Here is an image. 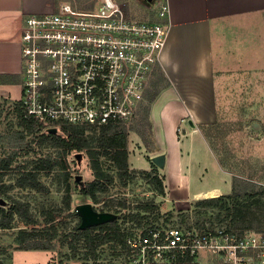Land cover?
Instances as JSON below:
<instances>
[{
  "label": "built area",
  "instance_id": "2783aa9c",
  "mask_svg": "<svg viewBox=\"0 0 264 264\" xmlns=\"http://www.w3.org/2000/svg\"><path fill=\"white\" fill-rule=\"evenodd\" d=\"M168 15V4L161 2L152 18L138 19L122 0H89L81 6L57 0L50 12L26 14L18 98L23 116L48 127L63 121L96 132L138 119L148 104ZM122 195L114 205L90 202L113 216L93 229L109 238L93 253L85 246L83 254L58 264H264V231L232 226L224 209L194 201L160 210L149 196L128 200Z\"/></svg>",
  "mask_w": 264,
  "mask_h": 264
},
{
  "label": "crops",
  "instance_id": "0c3cea01",
  "mask_svg": "<svg viewBox=\"0 0 264 264\" xmlns=\"http://www.w3.org/2000/svg\"><path fill=\"white\" fill-rule=\"evenodd\" d=\"M161 2L169 6L168 30L151 78L153 84L157 77L162 79L149 103L154 146L146 154L149 159L163 154L164 168L154 167L152 160L132 168L154 167L164 178L163 197L174 208H184L231 192L232 173L220 164L201 126L247 117L259 127L257 120L264 118V0ZM56 4L57 0H0V74L15 76L0 83V100L13 103L19 98L14 93L22 81L24 16L50 12ZM133 141L141 146L139 137ZM130 156L138 158L131 147L129 163Z\"/></svg>",
  "mask_w": 264,
  "mask_h": 264
},
{
  "label": "trees",
  "instance_id": "16d2710c",
  "mask_svg": "<svg viewBox=\"0 0 264 264\" xmlns=\"http://www.w3.org/2000/svg\"><path fill=\"white\" fill-rule=\"evenodd\" d=\"M15 76L0 74V83L13 80ZM161 76L152 90L147 94L148 104L142 107L139 118L130 124L119 123L103 126L98 132L94 129L86 130L85 125L72 124L68 122H54L58 132L47 130V124H43L33 118L24 117L19 100L13 101V113L16 125L19 130L0 134V141H5L10 151L0 156V199L6 197L7 190L12 187L30 188L35 191L46 192L47 186L43 183L41 174L49 175L57 168L63 176L64 183V204L70 207L71 186H70V161L68 155L71 153H82L87 159V167L91 171L92 178L77 188V192L83 197L97 201L99 193H108L111 184L114 183L113 174L103 165V158L110 161L116 170L118 180L123 184L134 177L129 169L128 162V136L130 132L139 135L147 149H149V137L153 136L151 121L149 119V103L158 92V83ZM6 102V101H5ZM202 127V126H201ZM33 135V139L40 142H48L57 149V155L51 157L36 156L24 163H16L20 149L29 143L26 136ZM151 149V148H150ZM219 159V158H218ZM220 164L228 167L219 159ZM155 167V165L153 164ZM141 169L143 178L151 180L153 190L164 193V185L161 176L157 172ZM228 171H230L228 169ZM231 172V171H230ZM13 173L12 182H5V176ZM8 206H0V227L9 228L14 216L20 217L26 224H32L29 230L20 229L14 237L15 243L20 249H42L50 250L54 247V240L59 235L56 226L46 219L45 226L36 227V222L29 211L28 204L9 198ZM195 204L217 206L224 209L230 217L232 226L236 228H251L256 231H264V184H256L249 178L232 175L231 192L225 195L202 198L195 201ZM74 213V212H72ZM106 222L80 227V220L64 233L62 239H68L70 247L75 251V241L82 239L89 252L105 239V234H95L93 229L97 226H104ZM114 225L111 220L108 222ZM111 226V227H112ZM0 264L3 262L0 260Z\"/></svg>",
  "mask_w": 264,
  "mask_h": 264
},
{
  "label": "rangeland",
  "instance_id": "374dc122",
  "mask_svg": "<svg viewBox=\"0 0 264 264\" xmlns=\"http://www.w3.org/2000/svg\"><path fill=\"white\" fill-rule=\"evenodd\" d=\"M81 6L89 0H76ZM126 2L130 13L138 19H147L154 16L160 0H122ZM154 79H151L149 86L151 90L154 86ZM19 91V93H18ZM150 91V89H149ZM21 90L15 87L14 96H20ZM236 116H238L236 114ZM251 121V122H250ZM253 120L244 118L220 120L218 126L205 128L201 127V133L206 137L218 158L231 171L232 175L249 178L256 184H264V118L257 120L258 126H253ZM250 125V126H249ZM19 130L16 125V119L13 113V104L0 100V134L5 132ZM134 137L139 135L130 133L128 136V148L135 150L138 158L130 156L129 169L132 170L134 177L130 179L126 185H123L117 177L116 170L109 160L103 158V165L114 176V183L111 184L108 193H99L97 200H109L111 205L113 202L123 198L122 194L128 200H139V198L154 199L156 206L160 210L173 208L170 201H164L159 192L153 190V184L150 179L143 178L140 173L141 169L132 168L146 166L152 159L147 157L146 151L154 146L153 136L149 137V149L140 139L141 146L138 148L133 141ZM26 142L29 144L17 155L16 163H24L36 156L57 155V149L48 142H40L33 139V135L26 136ZM11 149L5 141H0V156L9 152ZM70 161V186H71V201L70 207L67 208L64 204V183L63 176L60 171L55 168L49 175L41 174L40 178L47 186L48 191L40 192L30 188L12 187L7 190L6 197L1 198L0 206H8L9 198H15L28 204L29 211L36 222V227L47 225L46 219L51 220L59 235L54 240V247L50 250L42 249H20L17 247L14 237L20 229L29 230L33 227L32 224H26L17 215L11 220L9 228L0 227V260L3 264H58L64 261H71L77 254H83L84 242L82 239L75 241V251L70 247L68 239H62V235L68 232L78 221V215L74 212L75 206L82 202H93L91 199L83 197L77 192V188L82 186L86 181L92 178L91 171L87 167V159L82 153H71L68 155ZM153 163V162H152ZM155 165V164H154ZM162 169L164 167L157 166ZM151 170V169H150ZM148 171V170H147ZM154 172L157 170L154 169ZM161 176L163 181V176ZM13 173L5 176V182H12ZM164 185V182H163ZM165 193V192H164ZM163 193V195H164ZM108 195H113L108 197ZM190 205V204H188ZM105 206V205H103ZM108 206V205H107ZM113 208V206H112ZM205 211H203L204 213ZM197 214V212H196ZM75 252V253H74Z\"/></svg>",
  "mask_w": 264,
  "mask_h": 264
},
{
  "label": "water",
  "instance_id": "95a60500",
  "mask_svg": "<svg viewBox=\"0 0 264 264\" xmlns=\"http://www.w3.org/2000/svg\"><path fill=\"white\" fill-rule=\"evenodd\" d=\"M47 130L50 132H58V128L56 126L48 127ZM152 162L156 166H163L164 155L157 154L153 156ZM75 210L77 214L80 216V227H86V226L103 223L113 218V216L108 212H98L94 210L90 202H82L80 204H77L75 206Z\"/></svg>",
  "mask_w": 264,
  "mask_h": 264
},
{
  "label": "bare ground",
  "instance_id": "6f19581e",
  "mask_svg": "<svg viewBox=\"0 0 264 264\" xmlns=\"http://www.w3.org/2000/svg\"><path fill=\"white\" fill-rule=\"evenodd\" d=\"M203 197V196H202Z\"/></svg>",
  "mask_w": 264,
  "mask_h": 264
}]
</instances>
